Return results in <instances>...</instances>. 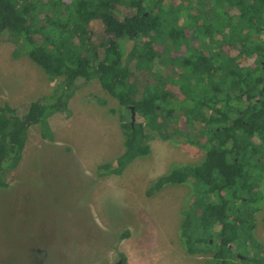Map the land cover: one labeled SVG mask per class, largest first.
<instances>
[{
    "label": "trees",
    "instance_id": "16d2710c",
    "mask_svg": "<svg viewBox=\"0 0 264 264\" xmlns=\"http://www.w3.org/2000/svg\"><path fill=\"white\" fill-rule=\"evenodd\" d=\"M47 3L54 8L65 5L58 15L63 19L69 17L72 22L68 30L57 31L61 39L76 38L79 44H89V22L100 18L105 33L104 49L99 58L96 49L89 47V57L69 66L66 57L36 45L28 34L35 23L36 29L42 31L47 23L55 29L48 12L39 11L38 3L30 0H0V39L5 37L18 44L52 80L64 75L48 97L30 103L22 115L9 104L0 106V187L8 185L10 170L21 157L28 126L39 123L41 134L52 139L46 117L54 111L67 110L75 79L98 78L120 109H126V114L119 116L125 151L115 159L116 169L115 163L103 168L118 173L135 157L147 155L151 132L163 139L189 142L204 149L205 157L200 163L172 167L150 184L146 194L152 195L167 184L191 183V202L182 213L179 230L186 251L208 253L210 257L201 264H264L261 246L253 236L254 212L264 200L259 189L264 178V66L260 62L264 60L261 35L264 0H68L67 3L48 0ZM219 8L225 9L222 14ZM216 22L220 28H216ZM167 23L171 26L164 29ZM221 29V47L213 39L207 41L205 36L213 38ZM125 37L135 42L125 56L134 55L131 63L125 62L118 51L117 43ZM177 38L183 40L176 43L177 47L185 48V65L179 70L182 75L190 81L194 70L209 74H201L200 83L194 85L196 92L191 93L187 87L190 98L184 93L182 99L176 97L168 88L169 81H164V68H173L168 54L170 45L169 52L166 48L160 56L153 54V44L167 41L173 48L172 41ZM194 40L199 43H193ZM189 53L192 57H188ZM251 55L254 57L249 59ZM190 62L194 64H190L191 68L187 65ZM212 77L217 84L214 85ZM130 113L141 120L132 125ZM179 118L183 127L179 126ZM126 234L128 231L120 237ZM234 252H238L239 258L227 259L226 255L237 258L232 255Z\"/></svg>",
    "mask_w": 264,
    "mask_h": 264
},
{
    "label": "rangeland",
    "instance_id": "374dc122",
    "mask_svg": "<svg viewBox=\"0 0 264 264\" xmlns=\"http://www.w3.org/2000/svg\"><path fill=\"white\" fill-rule=\"evenodd\" d=\"M30 1L38 3L39 11L48 12L49 19L56 24L53 29L47 23L44 31L36 29V23L31 25L28 34L36 45L66 57L69 66L89 57V47L101 57L105 33L100 18L89 22L90 43L79 44L76 38L70 39L71 42L57 34L72 24L69 17L63 19L58 15L65 5L54 8L52 3L48 5V0ZM219 10L222 14L225 9ZM169 26L167 23L164 29ZM216 28H220L218 22ZM222 35L221 29L213 38H205L215 40L214 44L221 47ZM261 35L264 37V29ZM180 42L181 38L172 41L171 48L170 42L162 41L152 48L153 54L160 56L170 45L171 51L167 48L166 52L172 57L173 68H164V81H169L168 88L182 99V93L190 98L187 87L191 93L197 91L194 85L200 83L201 74H209L194 70L190 81L182 75L179 70L185 65V48L177 47ZM134 43L127 37L117 43L120 56L127 63L134 61L133 54L125 57ZM204 52L209 55L207 49ZM191 53L196 55V51ZM188 57H192L190 53ZM190 64L194 66L193 62L187 65ZM63 78L64 75L52 80L18 44L5 37L0 39V106L9 104L22 115L30 103L48 97ZM75 80L67 110L54 111L46 117L52 139L41 134L39 123H31L21 157L10 170L8 185L0 187V264H201L209 254L187 252L179 234L182 213L191 202V183L167 184L152 195H147L146 190L172 167L200 163L205 150L151 132L147 155L135 157L118 173L106 170L103 165L114 164L125 151L119 116L126 114V109H120L98 78ZM212 81L217 84L215 77ZM130 117L132 125L141 120L134 113ZM183 125L180 119L179 126ZM116 166L115 163L113 168ZM102 169L106 171L101 172ZM259 189L264 198V178ZM253 224V236L264 255V200L254 212ZM124 231L128 234L121 238ZM234 253L237 258L226 255L227 259L236 261L239 254Z\"/></svg>",
    "mask_w": 264,
    "mask_h": 264
},
{
    "label": "flooded vegetation",
    "instance_id": "af4514ba",
    "mask_svg": "<svg viewBox=\"0 0 264 264\" xmlns=\"http://www.w3.org/2000/svg\"><path fill=\"white\" fill-rule=\"evenodd\" d=\"M260 62L262 63V66H264V60H261Z\"/></svg>",
    "mask_w": 264,
    "mask_h": 264
},
{
    "label": "crops",
    "instance_id": "0c3cea01",
    "mask_svg": "<svg viewBox=\"0 0 264 264\" xmlns=\"http://www.w3.org/2000/svg\"><path fill=\"white\" fill-rule=\"evenodd\" d=\"M122 135H123V133H122ZM124 137V136H123Z\"/></svg>",
    "mask_w": 264,
    "mask_h": 264
}]
</instances>
